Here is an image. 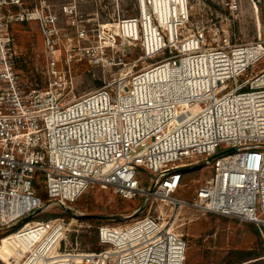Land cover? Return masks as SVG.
Returning a JSON list of instances; mask_svg holds the SVG:
<instances>
[{"label": "built area", "instance_id": "2783aa9c", "mask_svg": "<svg viewBox=\"0 0 264 264\" xmlns=\"http://www.w3.org/2000/svg\"><path fill=\"white\" fill-rule=\"evenodd\" d=\"M44 2L0 0V14L9 8L0 21V225L32 218L44 205L38 189L64 204L91 188L111 187L126 199L152 196L264 226V67L256 70L264 41L234 43L218 26L194 28L190 0H136L138 14L119 18L110 36L123 47H139L144 59H159L69 96L71 72L58 68L54 47L61 28L55 15L45 14ZM227 4L239 8L238 0ZM14 7L21 21L41 20L51 77L45 88L20 78L11 38L1 34ZM63 9L77 38L88 37L76 4ZM109 45L105 40L98 48L105 52ZM90 52L78 47L77 58L68 59ZM204 167L209 174L192 202L172 196ZM144 171L150 187L141 185ZM144 208L130 222L99 226L95 251L62 248L64 218L28 220L15 231L33 236L23 264L32 252L35 264H185L184 236ZM56 225L61 231L45 254L36 251Z\"/></svg>", "mask_w": 264, "mask_h": 264}, {"label": "rangeland", "instance_id": "374dc122", "mask_svg": "<svg viewBox=\"0 0 264 264\" xmlns=\"http://www.w3.org/2000/svg\"><path fill=\"white\" fill-rule=\"evenodd\" d=\"M227 1L190 0L193 27L207 29L218 26L221 34L229 33L234 43L264 41V0H238L239 8L236 11L230 10ZM73 4H76L82 15L79 17L81 24L89 33L84 39L77 38L75 28L70 25L73 17L63 9L65 5ZM43 5L45 14L55 15L61 28L59 43L54 47L59 59L58 68L71 72L74 86L67 93L69 96L101 87L111 82L116 75L138 71L143 65L157 61L160 57L144 59L139 47H123L119 44V39L117 43L110 36H116L118 29L114 24L119 18L138 14L136 0H46ZM8 10L9 8L3 7L1 22L8 19ZM13 11L16 13L10 20L9 29L1 32L3 36L11 38L13 64L27 85L38 83L41 88H45L51 77L47 73L49 50L42 33L41 20L21 21L16 16L19 7H14ZM100 24H104L103 27ZM105 40L110 45L102 52L98 45ZM78 47H89L91 52L80 60H69V56L77 58ZM263 67L264 61H261L256 70ZM61 79L64 81L63 75ZM208 174L209 168L204 167L188 175L180 190L172 196L192 202L197 187ZM139 179L142 186L150 187L145 171L139 175ZM37 194L44 205L32 218L24 219L16 227L4 228L0 225V264H23L28 252L33 249L31 234H26V230L15 233L28 220L64 218L68 229L62 248L95 251L99 249V226L130 222V215L142 206H145V212L169 220L174 225V231L184 236L188 244L185 264H264V226L261 225L215 213L203 214L196 207H173L168 201L152 196L126 199L111 187L91 188L74 202L64 204L48 200L39 189ZM60 231V225H56L34 250L44 255L46 245ZM33 254L32 252L28 257V264H35L38 259Z\"/></svg>", "mask_w": 264, "mask_h": 264}]
</instances>
